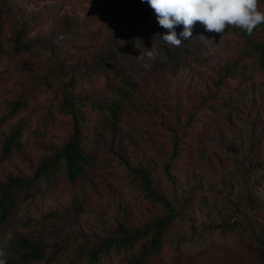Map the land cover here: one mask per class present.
I'll list each match as a JSON object with an SVG mask.
<instances>
[{"label":"rangeland","instance_id":"rangeland-1","mask_svg":"<svg viewBox=\"0 0 264 264\" xmlns=\"http://www.w3.org/2000/svg\"><path fill=\"white\" fill-rule=\"evenodd\" d=\"M0 24V183L33 178L64 149L73 133L64 94L86 117L95 157L82 179L61 175L21 202L0 232L6 264L19 238L54 256L50 264H86L102 241L169 215L145 194L137 169L177 213L151 264H264L252 232L264 236V68L252 50L264 41V24L252 36L230 27L221 36L178 37L190 51L160 70L145 49L167 30L142 0H0ZM200 34L214 43L204 45ZM18 40L39 49L18 51ZM226 66L238 71L225 77ZM118 75L133 85L124 98ZM20 100L24 108L12 114ZM98 104H119V122L101 126ZM17 127L22 148L7 158L3 147ZM234 223L243 233L213 229ZM140 246L100 264H129Z\"/></svg>","mask_w":264,"mask_h":264},{"label":"trees","instance_id":"trees-1","mask_svg":"<svg viewBox=\"0 0 264 264\" xmlns=\"http://www.w3.org/2000/svg\"><path fill=\"white\" fill-rule=\"evenodd\" d=\"M2 24H0V29ZM176 33L179 34L183 31V26L176 27ZM204 30L203 26L197 23L192 29L193 32L198 33ZM205 31V30H204ZM206 32V35H209ZM148 43L152 45V39L147 38ZM155 47L152 49L156 59L153 62L155 70H160L169 65L178 63L184 55H186L190 48L181 42L179 48H170L165 44L162 39L158 40ZM18 51H36L37 48L34 43L16 41ZM254 57L258 65L264 68V41L252 45ZM0 52H5V48L0 44ZM114 60V55L108 56V63ZM238 71L237 66H226L223 75L227 77L233 70ZM245 66L241 69L244 71ZM139 69L138 71H142ZM137 71V72H138ZM119 78L118 94L123 98L132 91V83L129 77L117 76ZM124 95V96H123ZM77 100L63 95L62 106L71 111L73 120V133L70 140L64 149L56 154L50 160L42 163L35 175L31 179H10L6 182L0 183V232L3 230L12 214L16 211L17 207L22 201L28 200L32 197L35 187L41 183L53 182L61 175L67 177L71 182H76L95 169V157L93 152L89 149V139L87 130L89 126L86 123L85 115L77 110ZM25 106V101L20 100L11 106V113L21 111ZM100 116L98 122L101 126H108L111 123L119 122L121 115V106L119 104H98L93 105ZM5 121L4 119L2 120ZM22 148L20 137V129L14 128L13 132L7 138L6 144L3 147V155L7 158L11 157L15 150L19 151ZM178 152V151H177ZM176 150L174 155L176 156ZM139 175L143 183V190L145 194L153 201L162 204L171 213L163 218H159L154 222L146 224L142 229L133 233H124L119 237L110 238L102 241L97 247H93L87 256H85L86 264H100L102 258L115 252L118 254L130 253L136 250L137 245L140 246V253L129 264H151L166 247V236L171 227H173L177 213L174 211L171 204L166 201L160 194L153 192L152 181L150 175L145 173L142 169L134 170ZM215 231L222 234H238L243 233L240 225L237 223L231 225H217L213 228ZM256 240L264 247V236L252 230ZM196 240L195 238L192 239ZM16 253L15 259H10L7 264H35L44 262L50 264L53 257L47 258L42 250V247L27 238H19L17 242L11 245Z\"/></svg>","mask_w":264,"mask_h":264},{"label":"clouds","instance_id":"clouds-1","mask_svg":"<svg viewBox=\"0 0 264 264\" xmlns=\"http://www.w3.org/2000/svg\"><path fill=\"white\" fill-rule=\"evenodd\" d=\"M153 10L160 27L167 30L160 36L170 48H179L181 39L178 38L176 27L183 26L180 36L184 39L192 37V29L199 23L204 30L220 36L230 28H239L248 36L264 24V10L260 0H142ZM197 39L204 45L214 43V37L203 34ZM153 48V47H152ZM145 49L147 56L154 58V53ZM4 252L0 250V264H6Z\"/></svg>","mask_w":264,"mask_h":264}]
</instances>
